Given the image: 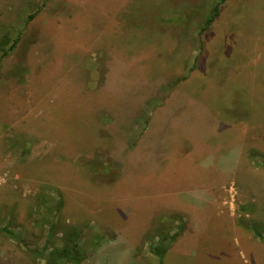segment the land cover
<instances>
[{
  "label": "rangeland",
  "instance_id": "rangeland-1",
  "mask_svg": "<svg viewBox=\"0 0 264 264\" xmlns=\"http://www.w3.org/2000/svg\"><path fill=\"white\" fill-rule=\"evenodd\" d=\"M218 1L0 0V264H264V0Z\"/></svg>",
  "mask_w": 264,
  "mask_h": 264
},
{
  "label": "trees",
  "instance_id": "trees-1",
  "mask_svg": "<svg viewBox=\"0 0 264 264\" xmlns=\"http://www.w3.org/2000/svg\"><path fill=\"white\" fill-rule=\"evenodd\" d=\"M224 1L225 0H219L218 3L214 6L211 15L206 20V23H205V26H204L205 28H208L211 25V23L216 19V17L219 15V13H220V5ZM160 244L161 245L156 246V248L154 250H155V253L158 255V257L160 258V261L162 262V260H163L164 256L166 255L169 247L167 245H165L163 242H161ZM78 248H79V244L78 243H74L73 244V249L75 251H79ZM69 252H70V250H69ZM82 258L75 259V263L76 262H80V260Z\"/></svg>",
  "mask_w": 264,
  "mask_h": 264
},
{
  "label": "crops",
  "instance_id": "crops-1",
  "mask_svg": "<svg viewBox=\"0 0 264 264\" xmlns=\"http://www.w3.org/2000/svg\"><path fill=\"white\" fill-rule=\"evenodd\" d=\"M104 256H105L104 253H102L100 257H104ZM123 257L130 258L131 260H133V258L135 257L134 250H131V249L130 250H124V256Z\"/></svg>",
  "mask_w": 264,
  "mask_h": 264
}]
</instances>
